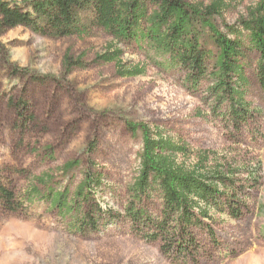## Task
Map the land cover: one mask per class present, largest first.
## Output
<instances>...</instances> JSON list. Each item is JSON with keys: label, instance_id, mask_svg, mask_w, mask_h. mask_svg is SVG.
Returning <instances> with one entry per match:
<instances>
[{"label": "rangeland", "instance_id": "1", "mask_svg": "<svg viewBox=\"0 0 264 264\" xmlns=\"http://www.w3.org/2000/svg\"><path fill=\"white\" fill-rule=\"evenodd\" d=\"M5 1L33 14L31 0ZM261 1L223 0L211 21L227 32L224 24L247 18ZM81 16L82 30L64 37L0 25V180L24 206L0 209V264H173L158 241L139 237L124 217L139 169L140 124L186 146L184 155H175L177 164L207 174L233 173L235 189L244 195L241 217L212 215L216 243L205 229L193 228L201 246L196 264H264V90L256 76L257 54L247 50L244 68L252 117L235 129L212 113L207 81L189 91L183 70L158 64L168 56L157 55L145 41L117 43L91 23L89 12ZM202 35L215 55L208 30ZM115 49L116 59H100ZM65 56L80 65L67 68ZM119 66L143 72L122 76ZM97 175L101 183L92 185L93 198L115 215L101 219L92 232L77 231L70 215L58 213L47 199H23L33 186L45 194L67 188L72 196L86 176ZM40 177L50 178L46 186ZM161 203L157 192L143 199L154 215ZM92 205L82 203L80 211L90 212Z\"/></svg>", "mask_w": 264, "mask_h": 264}, {"label": "trees", "instance_id": "2", "mask_svg": "<svg viewBox=\"0 0 264 264\" xmlns=\"http://www.w3.org/2000/svg\"><path fill=\"white\" fill-rule=\"evenodd\" d=\"M30 3L33 14L0 0V25L25 26L42 35L64 37L82 30L81 13L89 12L91 23L117 43L145 41L157 55L168 56L158 64L183 70L189 91H197L207 81L205 99L210 100L212 113L225 117L235 129L252 117L245 100L247 50L257 54L256 76L264 90V0L249 11L247 18H240L233 25L224 24L227 32L211 21L221 13L223 0H213L208 5L186 0H31ZM205 29L216 47L215 55L202 43ZM119 53L120 49H115L100 59L111 61ZM64 64L70 68L80 65V60L65 56ZM118 71L122 76L143 72L138 66H119ZM140 128L143 137L139 169L128 188L124 217L139 237L158 241L161 253L173 264H196L201 246L193 228L205 229L211 242L216 243L209 224L212 215L223 212L233 218L241 217L247 210L244 195L236 191L233 173L224 175L215 170L207 174L177 164L174 157L186 153L184 144H175L159 132L153 135L145 124H140ZM71 165L69 162L66 167ZM100 177L86 176L72 196L67 188L45 194L33 186L23 199L28 203L47 199L58 213L70 215V223L77 231L92 232L98 229L101 219L115 215L111 209H102L93 198L91 187H99ZM36 179L45 186L50 181L48 177ZM250 179H254L253 174ZM154 192L162 202L159 215L150 213L143 204V199ZM89 202L93 203L91 211H80V205ZM23 207L12 189L0 180V209L17 212Z\"/></svg>", "mask_w": 264, "mask_h": 264}]
</instances>
